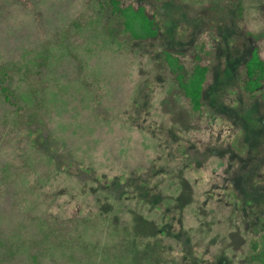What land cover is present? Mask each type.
<instances>
[{
  "label": "rangeland",
  "instance_id": "1",
  "mask_svg": "<svg viewBox=\"0 0 264 264\" xmlns=\"http://www.w3.org/2000/svg\"><path fill=\"white\" fill-rule=\"evenodd\" d=\"M120 1L149 7L157 37L98 0H0V264H264V183L226 162L208 111L264 58V0ZM167 56L212 67L207 112Z\"/></svg>",
  "mask_w": 264,
  "mask_h": 264
},
{
  "label": "trees",
  "instance_id": "2",
  "mask_svg": "<svg viewBox=\"0 0 264 264\" xmlns=\"http://www.w3.org/2000/svg\"><path fill=\"white\" fill-rule=\"evenodd\" d=\"M98 1L101 6L109 7L112 13L118 15L119 30L129 33L132 39L148 41L157 37L158 30L161 27L160 22L156 21L154 14L148 13L149 7H146V5L133 7L132 5H121L120 0ZM151 1L156 12L163 5H161L162 0ZM110 24L108 25L111 26ZM216 38L219 39L220 36L217 35ZM182 39L186 40L187 37ZM233 39L230 38L229 43H234ZM242 46L243 44L240 47ZM242 48L244 49L245 47ZM219 57L221 60V67L219 69H222L225 67L224 54H220ZM166 59L179 87L187 98L190 111L198 113L206 111L205 109L209 107L206 101L207 91L213 80L212 67L196 64L185 74L182 72L181 66L175 64V58L167 56ZM239 71L240 74L235 86L234 95L230 101H225V95L221 96L223 99H218L214 96V107L208 108V111L217 117L216 124H218L215 127L218 128L222 125L219 131L223 134V137H221L222 149L225 152L226 162L236 165L237 161H240L242 164L240 171L241 181L245 182V179L250 176L252 180L250 186L256 190L259 184L264 183V122L260 124L255 118L257 115H261L264 118V58L256 51H252L247 60L241 64ZM249 110L250 116L247 113ZM224 112L228 113L229 116L223 115L222 113ZM222 122L224 124H221ZM247 127L251 131L255 130L258 134H250ZM232 154L236 155V157L230 160ZM239 157L240 159L238 160ZM124 184L128 188L137 186L136 182H131L129 179ZM229 184L231 185V183ZM245 194L249 197L246 199V204H253L254 202L250 198L249 190L244 189L243 195ZM145 200L149 204L153 203L156 207L160 208V212L166 213L167 217L172 219V216L163 210L164 199L155 197V194H149ZM259 203L262 205L261 202ZM261 246L264 248V241L261 242Z\"/></svg>",
  "mask_w": 264,
  "mask_h": 264
}]
</instances>
